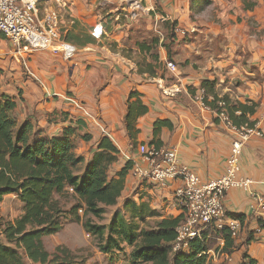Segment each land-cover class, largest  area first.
<instances>
[{"label":"crops","instance_id":"crops-1","mask_svg":"<svg viewBox=\"0 0 264 264\" xmlns=\"http://www.w3.org/2000/svg\"><path fill=\"white\" fill-rule=\"evenodd\" d=\"M156 2L158 10L153 12ZM45 4L58 12L63 39L76 45L77 53L69 61L52 51L15 48L13 56L8 51L10 57L0 60L8 67L0 74V96L15 99L19 125L29 121L35 133L43 137H60L65 128L78 127L81 122L75 151L85 158L83 170L105 137L120 152L118 161L109 168L110 180L118 178L127 163H133L118 204L103 206L106 212L115 210L101 226H108L128 201L147 203L162 218L183 215L175 198L179 183L161 188L134 173L137 165L145 166L139 146L153 141L157 121L173 124V129H161L163 147L176 148L180 163L203 183L224 173L236 136L217 120L211 108L197 100L203 81L215 82L219 97L257 104V112L250 119L262 136H252L245 145L241 176L252 178L253 192L264 196V0H212L209 8L195 16L190 0H47ZM163 16L167 24H177L176 37L168 41L157 35L164 32ZM96 27L103 28L99 40L92 36ZM153 38L160 39L157 60L152 57L154 50L140 49L141 44L148 48ZM167 62L174 63L177 72H171ZM132 92L149 108L137 122L135 138L130 137L125 121ZM85 135L90 139L85 140ZM252 194L235 189L224 199L230 215H245L247 220L230 252H224L225 240L218 234L217 243L210 246L215 233L211 235L206 264H243L244 255L255 264H264V228H259L253 212L256 201ZM6 202L11 210L8 220L21 217L24 205L18 196H5L0 207ZM14 205L20 208L16 213ZM46 238L43 242L51 254L59 246L73 253L80 246L75 235L66 238L59 232ZM250 238L253 240L248 243ZM125 246L111 255L99 250L89 264H128L132 251L127 253ZM124 252L125 257L120 258ZM223 253L231 257L230 263Z\"/></svg>","mask_w":264,"mask_h":264},{"label":"trees","instance_id":"trees-1","mask_svg":"<svg viewBox=\"0 0 264 264\" xmlns=\"http://www.w3.org/2000/svg\"><path fill=\"white\" fill-rule=\"evenodd\" d=\"M190 3L195 16L209 8L212 0H190ZM75 42L83 43L82 40ZM86 42L91 43L89 40ZM159 46L160 39L153 38L148 48L141 44L140 49L149 53L154 50L152 57L157 60ZM201 87L206 91L204 102L212 110H217L219 101H223L236 127H255V121L250 119L257 112L255 102L243 104L232 101L228 96L219 97L215 82L203 81ZM16 108L15 99L7 95L0 96V205L5 196L10 194H16L24 205L23 214L15 221L0 217V264H81L67 247L59 246L51 254L44 245V237L55 235L63 229L60 217L64 211L56 197L70 194L69 189H73L72 195L79 204L72 208V212L79 215L82 209L86 216L100 218L106 212L103 206L118 204L133 163H127L118 173V178L110 180L109 168L118 161L120 152L105 137L83 170L85 158L78 156L75 151V138L81 129V122L78 127L65 128L60 137H43L41 133H35L31 122L19 125L14 114ZM148 112L149 108L140 95L132 92L125 119L131 138L139 133V118ZM164 127L173 129V124L169 121L155 123L154 139L149 146L163 147L159 135ZM83 138L89 140L90 136L85 135ZM231 217L242 225L247 220L245 215L231 214ZM149 219L158 221L153 227H148ZM182 220L183 215L162 218V214L149 204L128 201L124 210L115 213L108 226L93 224L88 220L84 227L100 240L99 249L104 254L123 251L124 245L133 247L128 264H206L208 239L193 240L188 252L171 255L172 244L177 237L176 229ZM260 224L264 228V222ZM215 234L225 240L224 252L235 248L228 232ZM244 259L246 262L243 264L256 263L247 255H244Z\"/></svg>","mask_w":264,"mask_h":264},{"label":"built area","instance_id":"built-area-1","mask_svg":"<svg viewBox=\"0 0 264 264\" xmlns=\"http://www.w3.org/2000/svg\"><path fill=\"white\" fill-rule=\"evenodd\" d=\"M157 1V0H156ZM47 0H0V37H4L18 51H52L61 54L66 60H72L77 53V46L65 41L61 30L58 12L51 7H41ZM157 2L152 11L158 10ZM137 7L142 6L137 4ZM179 33L183 34L182 31ZM177 34V33H176ZM92 36L99 40L103 37V28L96 27ZM167 68L175 73L177 67L167 62ZM206 91L202 87L196 96L205 108ZM217 118L236 136L224 173L207 183L180 163L178 151L174 147L139 146L140 156L145 166L137 165L134 173L142 178H149L157 187H167L170 183H179L175 198L183 212V221L178 225L177 237L172 244V255L188 252L190 244L196 239H210L213 233L226 231L233 240L239 238L243 225L227 212L224 199L232 190L251 191L256 204L253 212L260 222H264V196L252 190L254 180L241 176V157L245 145L254 135L262 136L257 127H236L231 121L226 105L219 101L218 109L213 110ZM73 192V189H69ZM79 213H84L82 209ZM87 238H92L88 233ZM226 261L231 257L226 253Z\"/></svg>","mask_w":264,"mask_h":264},{"label":"rangeland","instance_id":"rangeland-1","mask_svg":"<svg viewBox=\"0 0 264 264\" xmlns=\"http://www.w3.org/2000/svg\"><path fill=\"white\" fill-rule=\"evenodd\" d=\"M45 3L46 2H44L41 5V7H46L47 5ZM159 13L162 16L160 11ZM163 18H164V21L162 22L161 25L163 26V30L165 33L162 32L159 34L157 32V35L158 37H160L161 40L164 39V41H168L169 39H173L176 37L175 27L173 26L174 24H167L166 22L167 20H165L166 18L164 16ZM153 35L156 36V33H154ZM146 40L150 41V38H146ZM14 49L15 48L6 39H4V37H0V60L5 61L7 60L8 57H10L8 51H11V55L13 56ZM0 64H1L0 74H3L5 71L8 70L7 63L0 62ZM80 172H82V168H80ZM69 193L70 194L56 197V199L60 202L62 210L64 211L60 217L61 219L60 221L63 225V229L61 232L63 233V236L66 238H69L73 235H75L76 237H79L80 240L79 241L77 239L76 240L78 241L80 246L75 249L74 255L77 257V261L79 263L89 264V261L93 259L95 253L100 250L99 249L100 240L96 237L87 238L86 237L87 231L85 230L84 225L88 220H90L92 223L94 222L93 224H98V225L108 223L115 209L114 208L107 209V212L104 215H102L100 218H97L94 216H86L84 213L79 214V215L75 214L74 212H72V208L75 205L79 204V201L76 197L72 195V191H70ZM19 209H20L19 206L14 205L15 213L18 212ZM8 213L9 215H11L10 214L11 213L10 204H8L7 206V202H6V205H4L3 207H0V217L8 221ZM157 221H158L157 219H151L148 221L147 226L153 227ZM212 236L213 238L210 240V243H209L210 246H214L217 243L215 239L217 235L213 234ZM125 249H126V252L129 253L133 250V247L126 245ZM126 252L119 254L120 258L125 257ZM109 262L111 261L109 260Z\"/></svg>","mask_w":264,"mask_h":264}]
</instances>
